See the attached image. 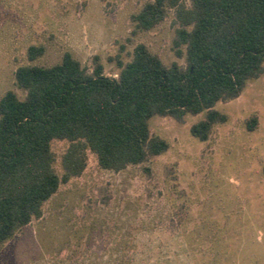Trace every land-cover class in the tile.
Masks as SVG:
<instances>
[{"label": "rangeland", "instance_id": "obj_1", "mask_svg": "<svg viewBox=\"0 0 264 264\" xmlns=\"http://www.w3.org/2000/svg\"><path fill=\"white\" fill-rule=\"evenodd\" d=\"M145 1L0 0V97L7 90L25 96L17 67L50 66L66 51L89 72L97 56L110 77L138 43L165 65H184L172 46L174 9L153 28L135 30L131 15ZM31 45L43 47L33 60ZM262 66L237 97L215 104L227 120L205 141L189 131L204 112L181 121L153 115L150 134L166 140L163 153L113 171L87 150L81 174L61 183L40 217L2 243L0 264H264ZM67 145L51 141L58 175Z\"/></svg>", "mask_w": 264, "mask_h": 264}, {"label": "trees", "instance_id": "obj_2", "mask_svg": "<svg viewBox=\"0 0 264 264\" xmlns=\"http://www.w3.org/2000/svg\"><path fill=\"white\" fill-rule=\"evenodd\" d=\"M170 9L178 24L172 46L184 65H165L138 43L128 61L117 60V77L104 75L97 56L89 72L68 51L50 66L16 68L25 96L7 90L0 97V247L40 217L61 183L81 174L87 150L113 171L163 153L166 140L150 134L153 115L181 121L204 112L189 131L205 141L227 120L215 104L237 97L262 72L264 0H147L131 15L135 30L153 28ZM42 53L41 45L27 49L29 60ZM55 139L68 143L61 175L53 167Z\"/></svg>", "mask_w": 264, "mask_h": 264}]
</instances>
